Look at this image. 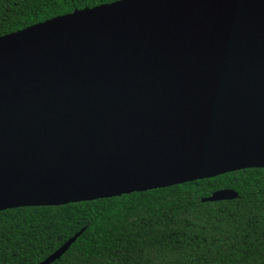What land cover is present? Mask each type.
<instances>
[{
  "label": "water",
  "instance_id": "water-1",
  "mask_svg": "<svg viewBox=\"0 0 264 264\" xmlns=\"http://www.w3.org/2000/svg\"><path fill=\"white\" fill-rule=\"evenodd\" d=\"M248 168H264V0H117L0 36V211Z\"/></svg>",
  "mask_w": 264,
  "mask_h": 264
},
{
  "label": "trees",
  "instance_id": "trees-1",
  "mask_svg": "<svg viewBox=\"0 0 264 264\" xmlns=\"http://www.w3.org/2000/svg\"><path fill=\"white\" fill-rule=\"evenodd\" d=\"M117 0H0V36ZM219 189L239 197L206 201ZM264 264V168L60 206L0 211V264Z\"/></svg>",
  "mask_w": 264,
  "mask_h": 264
}]
</instances>
